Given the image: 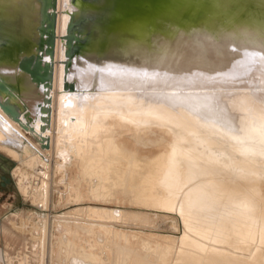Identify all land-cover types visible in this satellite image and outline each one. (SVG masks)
<instances>
[{
	"label": "bare ground",
	"instance_id": "1",
	"mask_svg": "<svg viewBox=\"0 0 264 264\" xmlns=\"http://www.w3.org/2000/svg\"><path fill=\"white\" fill-rule=\"evenodd\" d=\"M74 10L71 0H57L55 57L42 56L44 64L54 66L51 90L20 78L17 68L0 66L9 84L21 87L14 91L19 101L14 100L25 109L19 123L0 107V150L39 174L56 146L61 154L67 148V158L55 149L62 162L56 161L55 174L72 155L79 157L81 175L70 185L82 201L94 199L83 194L108 167L106 177L118 185L112 201L147 196L153 205L169 208L166 203L182 194L184 212L195 220L205 217L201 237L222 248L194 259L171 248L170 238L138 240L137 234L123 233L100 242L77 234L81 224L65 220L56 225L61 235L52 243V262L94 264L95 257L100 264H264V36L236 28L218 37L201 33L151 39L137 48L114 45L104 56L76 55L66 71L64 38ZM125 128L130 136L118 142ZM198 177L209 179L211 189L186 187ZM39 191L37 184L34 196ZM104 211L118 217L123 212ZM105 242L111 249L101 246Z\"/></svg>",
	"mask_w": 264,
	"mask_h": 264
},
{
	"label": "water",
	"instance_id": "2",
	"mask_svg": "<svg viewBox=\"0 0 264 264\" xmlns=\"http://www.w3.org/2000/svg\"><path fill=\"white\" fill-rule=\"evenodd\" d=\"M71 1L75 10L64 38L66 71L76 55L97 51L104 56L114 45L137 48L151 39L171 41L201 33L218 37L236 28L264 36V0ZM57 18V0H0V66L17 68L20 78L51 90L54 66L44 64L42 56L54 60ZM6 77L0 73V107L20 123L25 109L11 98L13 86ZM65 89L75 87L66 84ZM44 111L50 115L49 108Z\"/></svg>",
	"mask_w": 264,
	"mask_h": 264
},
{
	"label": "rangeland",
	"instance_id": "3",
	"mask_svg": "<svg viewBox=\"0 0 264 264\" xmlns=\"http://www.w3.org/2000/svg\"><path fill=\"white\" fill-rule=\"evenodd\" d=\"M11 86H13L11 98L19 101V98L14 96V91L19 93L21 87L12 83ZM59 131L55 126V136H59L57 134ZM130 133L131 130L125 128L124 134L116 137V140L118 142L122 139L128 140ZM32 140L36 142L34 138ZM55 149L59 150L60 157L65 155L67 158V148L65 154H61L60 148L56 146L48 155L47 165L39 168L41 170L39 174L0 150V159H2L0 160V264H54L53 258L51 259V247L56 237L61 235L56 225L65 220L81 224L75 228L77 234L83 233L100 242L105 241L106 236L113 240L117 234L128 233L137 234L138 240L141 237L161 241L170 238L171 248L191 253L194 259H200L198 257L204 252L221 251V244H214L213 238L206 240L205 234L201 237L200 230H203L202 220L205 217L195 220L188 212H184L182 194L174 196L175 199L170 203L164 201L169 208L164 207V203L153 205L152 201H146L147 196L139 197L138 200L131 199V202L112 201L111 192L117 189L118 185L111 182L112 176L106 177L109 167L105 176L92 179L94 182L89 189H86L85 183L81 184L87 190L83 195L91 196L95 200L91 198L80 200L77 197L79 195L72 194L73 187L70 184L71 180L81 175V160L72 155L71 162L55 174L56 161L62 163L60 159L56 160ZM56 170L61 169L57 166ZM188 170L194 172L196 168L189 167ZM211 183L206 177H198L186 187L192 189L199 184H205L211 189L213 186ZM37 184L40 191L37 193L38 196H34ZM262 186L264 190V180ZM42 192L44 194L40 195ZM114 209L123 211L120 217L113 211H104ZM197 212L206 214L202 210ZM88 222L103 226L111 225L112 229L103 231L99 227L89 228L85 225ZM101 246L111 249L109 242ZM107 252L110 255V252ZM92 261L94 264H100L99 258L93 257Z\"/></svg>",
	"mask_w": 264,
	"mask_h": 264
}]
</instances>
